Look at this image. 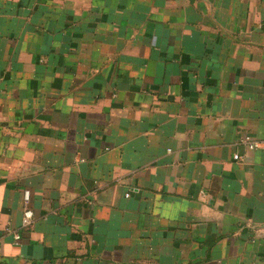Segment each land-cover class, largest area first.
I'll use <instances>...</instances> for the list:
<instances>
[{"label":"crops","instance_id":"0c3cea01","mask_svg":"<svg viewBox=\"0 0 264 264\" xmlns=\"http://www.w3.org/2000/svg\"><path fill=\"white\" fill-rule=\"evenodd\" d=\"M244 135L264 0H0V264H264Z\"/></svg>","mask_w":264,"mask_h":264},{"label":"built area","instance_id":"2783aa9c","mask_svg":"<svg viewBox=\"0 0 264 264\" xmlns=\"http://www.w3.org/2000/svg\"><path fill=\"white\" fill-rule=\"evenodd\" d=\"M241 144L246 147L248 150L251 151H261L264 150V140H257L254 139L251 135H244L241 139ZM242 157L238 154L234 156L235 161H239ZM31 196L29 191H25L24 193V211L22 217V227L24 229L29 228L34 223V211L31 207ZM1 234V231H0ZM14 240L16 243L21 241V233L20 232H13Z\"/></svg>","mask_w":264,"mask_h":264}]
</instances>
